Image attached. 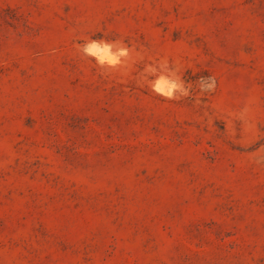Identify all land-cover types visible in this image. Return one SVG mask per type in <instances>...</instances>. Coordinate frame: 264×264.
<instances>
[{
    "label": "rangeland",
    "instance_id": "rangeland-1",
    "mask_svg": "<svg viewBox=\"0 0 264 264\" xmlns=\"http://www.w3.org/2000/svg\"><path fill=\"white\" fill-rule=\"evenodd\" d=\"M0 264H264V0H0Z\"/></svg>",
    "mask_w": 264,
    "mask_h": 264
},
{
    "label": "clouds",
    "instance_id": "clouds-1",
    "mask_svg": "<svg viewBox=\"0 0 264 264\" xmlns=\"http://www.w3.org/2000/svg\"><path fill=\"white\" fill-rule=\"evenodd\" d=\"M82 50L88 56L94 57L100 65L107 66L119 65L121 63V59L128 55L126 49L117 48L115 45L104 41L88 42ZM147 71L154 72L155 70L148 68ZM152 87L157 93L171 97L173 95V91L178 88V85L169 77L160 75L153 82Z\"/></svg>",
    "mask_w": 264,
    "mask_h": 264
}]
</instances>
